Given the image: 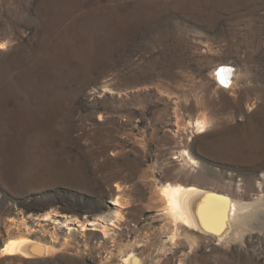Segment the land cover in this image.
I'll return each mask as SVG.
<instances>
[{
    "label": "rangeland",
    "instance_id": "1",
    "mask_svg": "<svg viewBox=\"0 0 264 264\" xmlns=\"http://www.w3.org/2000/svg\"><path fill=\"white\" fill-rule=\"evenodd\" d=\"M0 44V250L26 225L55 248L0 264H122L138 244L139 264H264V0H0ZM167 182L252 204L244 238L173 244Z\"/></svg>",
    "mask_w": 264,
    "mask_h": 264
},
{
    "label": "bare ground",
    "instance_id": "2",
    "mask_svg": "<svg viewBox=\"0 0 264 264\" xmlns=\"http://www.w3.org/2000/svg\"><path fill=\"white\" fill-rule=\"evenodd\" d=\"M3 48L4 45L3 47H0V49ZM221 69H223V71H221ZM235 71L236 70L233 67L222 66L215 74V79L219 84V87L226 89L236 87L237 81L235 79ZM222 80L224 83H221ZM210 125V119L205 113H203L193 120L183 123L181 127L184 132H189L190 130L192 135L198 136L206 133L209 130ZM180 154L183 161L189 166L195 164L196 161L187 148L183 149ZM115 187L117 189L114 199L116 202L115 204L118 207H123L124 197L122 191L125 190L126 187L119 183L116 184ZM157 199L161 209L164 210V214L166 215V220L168 221L167 226L171 229L170 241L173 244H176L178 241L182 229L215 234L217 235L219 242H226V240L227 242L228 240L238 241L244 238L245 230L244 233L243 230H237L238 224L236 220H238L240 216H244L252 204H246L233 199L230 200L229 198H224L208 189L195 185H185L172 182H167L159 188ZM241 212L245 213L243 214ZM201 213L204 214L205 222L203 223L201 222ZM222 213L224 214L223 217L221 216ZM42 216L43 220L46 221L53 219L51 213H46ZM104 219H107L109 224L101 227L100 230L102 231V235L104 239L110 238L112 242H114V237L111 234L114 229L110 226L117 229H121V226H123V224H121L123 219L121 209H116L110 217ZM68 220H74L76 224L81 225L83 229L82 231H85V222L83 223L77 218H69L65 223L68 222ZM33 232L34 230H29V226L27 225L24 228H20L15 235H11L7 239L4 247L0 250V257L19 256L24 260H30L41 256L46 257L55 253L54 247L40 242L34 237ZM140 248L141 245L138 244L132 251L124 255L122 257V264H139L140 260H138L137 257L139 256H137L138 253L136 254V252H139ZM108 254L109 256L107 260L109 261L114 257V252L110 250ZM183 262L184 261L181 260L180 264H184Z\"/></svg>",
    "mask_w": 264,
    "mask_h": 264
},
{
    "label": "snow or ice",
    "instance_id": "3",
    "mask_svg": "<svg viewBox=\"0 0 264 264\" xmlns=\"http://www.w3.org/2000/svg\"><path fill=\"white\" fill-rule=\"evenodd\" d=\"M0 47H3V45H0ZM221 71H223V69H221ZM234 71V70H233ZM218 75H219V73H218ZM221 83H224V81L222 80L221 81ZM225 86H228V85H225ZM223 213L221 214V216L223 217ZM201 222L203 223V222H205L204 221V214L203 213H201ZM209 230H211V229H209ZM218 234V233H217ZM12 243H16V242H12Z\"/></svg>",
    "mask_w": 264,
    "mask_h": 264
}]
</instances>
